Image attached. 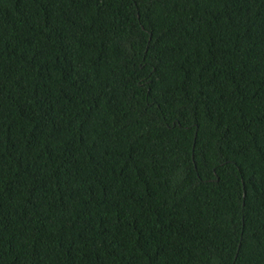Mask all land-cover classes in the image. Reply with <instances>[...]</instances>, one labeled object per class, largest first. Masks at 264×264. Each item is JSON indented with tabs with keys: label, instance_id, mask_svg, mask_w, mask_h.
I'll return each mask as SVG.
<instances>
[{
	"label": "trees",
	"instance_id": "1",
	"mask_svg": "<svg viewBox=\"0 0 264 264\" xmlns=\"http://www.w3.org/2000/svg\"><path fill=\"white\" fill-rule=\"evenodd\" d=\"M0 264H264V0H0Z\"/></svg>",
	"mask_w": 264,
	"mask_h": 264
}]
</instances>
